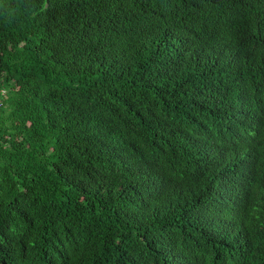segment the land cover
I'll list each match as a JSON object with an SVG mask.
<instances>
[{
  "label": "trees",
  "instance_id": "1",
  "mask_svg": "<svg viewBox=\"0 0 264 264\" xmlns=\"http://www.w3.org/2000/svg\"><path fill=\"white\" fill-rule=\"evenodd\" d=\"M0 264H264V0H0Z\"/></svg>",
  "mask_w": 264,
  "mask_h": 264
},
{
  "label": "built area",
  "instance_id": "2",
  "mask_svg": "<svg viewBox=\"0 0 264 264\" xmlns=\"http://www.w3.org/2000/svg\"><path fill=\"white\" fill-rule=\"evenodd\" d=\"M4 95V89L0 88V105H2V97Z\"/></svg>",
  "mask_w": 264,
  "mask_h": 264
}]
</instances>
